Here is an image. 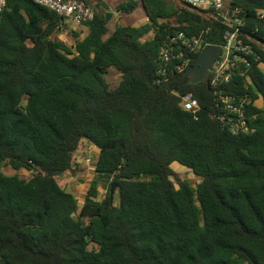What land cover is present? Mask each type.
<instances>
[{
	"label": "trees",
	"instance_id": "obj_1",
	"mask_svg": "<svg viewBox=\"0 0 264 264\" xmlns=\"http://www.w3.org/2000/svg\"><path fill=\"white\" fill-rule=\"evenodd\" d=\"M84 1L95 15L73 43L59 36L65 16L33 0H7L0 15V264H264V106L255 104L264 98V0H227L261 58L219 87L184 72L158 82L157 67L174 29L223 44L220 20L170 0H119L122 13L141 4L147 21L111 30L103 0ZM111 67L117 86L105 78ZM215 91L251 97L250 131L223 126ZM187 92L196 114L181 104ZM83 140L99 155L80 204L46 173L72 170Z\"/></svg>",
	"mask_w": 264,
	"mask_h": 264
},
{
	"label": "built area",
	"instance_id": "obj_2",
	"mask_svg": "<svg viewBox=\"0 0 264 264\" xmlns=\"http://www.w3.org/2000/svg\"><path fill=\"white\" fill-rule=\"evenodd\" d=\"M36 3L47 6L57 13L65 16L66 21L87 22L93 19L95 8L88 5L84 0H33ZM185 7L210 14L226 25L224 32V43L218 54L208 81L214 87L229 82L236 71L244 73L241 62L249 66V57L258 61L261 54L257 53L250 43L246 41L245 27L246 17L242 9L230 4L227 0H179ZM7 0H0V15L5 8ZM264 18V10L258 11ZM204 36L203 31L197 35H188L184 30L174 29L168 33L160 47L158 55L157 81L163 82L171 74L183 73L198 53H201L207 44H210ZM217 44V43H213ZM249 82V76L246 75ZM217 116L223 126L232 133L237 134L251 130L247 121L246 108L252 102L251 97L246 95L226 94L215 91ZM183 108L196 114L200 110L199 100L192 92L181 95ZM94 148L97 146L92 142ZM79 150V149H78ZM90 157L87 161H90Z\"/></svg>",
	"mask_w": 264,
	"mask_h": 264
},
{
	"label": "rangeland",
	"instance_id": "obj_3",
	"mask_svg": "<svg viewBox=\"0 0 264 264\" xmlns=\"http://www.w3.org/2000/svg\"><path fill=\"white\" fill-rule=\"evenodd\" d=\"M109 4V10L113 12V16L109 21V27L113 30L117 24H134L140 25L147 21L144 7L140 4L131 13H122L117 10V4L119 0H103ZM173 3L184 6L179 0H170ZM78 31L81 33V37L87 32V27L84 23L74 22L72 20L66 21L64 30L60 32L59 36L68 43L74 42V36L72 31ZM149 37V36H148ZM264 70V68H263ZM106 80L111 86H117L121 80V73L115 68L111 67L105 74ZM99 155V149H95L92 142L83 140L79 147V151L76 152L75 161L73 163V169L62 173L58 176L61 184H63L67 190L72 191L79 199V203L82 204L85 199L88 188L90 187L92 178L94 177V165ZM90 157V161L87 158ZM172 167L175 171L181 174L182 177L190 180L193 185H196L201 181V178L197 176L191 168L181 165L178 162H173ZM1 170L6 174H19L21 177H29L30 171L23 169H13L11 166L4 165ZM176 182V180H174ZM178 186V184H176ZM106 185L104 182L99 185V197H103L106 194ZM115 202L119 201V194L115 187Z\"/></svg>",
	"mask_w": 264,
	"mask_h": 264
},
{
	"label": "water",
	"instance_id": "obj_4",
	"mask_svg": "<svg viewBox=\"0 0 264 264\" xmlns=\"http://www.w3.org/2000/svg\"><path fill=\"white\" fill-rule=\"evenodd\" d=\"M102 6L106 10L105 20L108 23L113 16V12L109 10V4L106 1H102ZM221 45L218 44H207L201 52L199 58L191 65L188 66L184 72V77L189 78L192 83L208 81L210 70L221 52ZM63 173V170L49 171L46 176H58ZM116 184L113 183L111 186V197L114 195Z\"/></svg>",
	"mask_w": 264,
	"mask_h": 264
},
{
	"label": "crops",
	"instance_id": "obj_5",
	"mask_svg": "<svg viewBox=\"0 0 264 264\" xmlns=\"http://www.w3.org/2000/svg\"><path fill=\"white\" fill-rule=\"evenodd\" d=\"M262 44L264 46V43H262ZM262 68H264V64H262ZM255 104L259 107H263L264 106V98L262 96H260L259 98L256 99ZM95 149H98V148L96 147Z\"/></svg>",
	"mask_w": 264,
	"mask_h": 264
},
{
	"label": "clouds",
	"instance_id": "obj_6",
	"mask_svg": "<svg viewBox=\"0 0 264 264\" xmlns=\"http://www.w3.org/2000/svg\"><path fill=\"white\" fill-rule=\"evenodd\" d=\"M98 148V147H97ZM78 151V150H77Z\"/></svg>",
	"mask_w": 264,
	"mask_h": 264
}]
</instances>
